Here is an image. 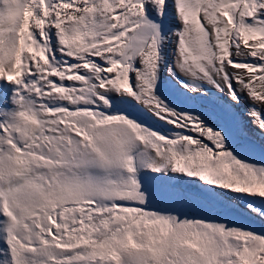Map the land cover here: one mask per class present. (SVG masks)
<instances>
[{
  "label": "snow or ice",
  "instance_id": "6c2138e0",
  "mask_svg": "<svg viewBox=\"0 0 264 264\" xmlns=\"http://www.w3.org/2000/svg\"><path fill=\"white\" fill-rule=\"evenodd\" d=\"M0 264H264V0H0Z\"/></svg>",
  "mask_w": 264,
  "mask_h": 264
}]
</instances>
